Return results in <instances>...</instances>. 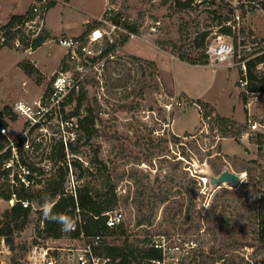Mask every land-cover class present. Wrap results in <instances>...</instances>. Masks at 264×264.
Segmentation results:
<instances>
[{"label": "rangeland", "instance_id": "rangeland-1", "mask_svg": "<svg viewBox=\"0 0 264 264\" xmlns=\"http://www.w3.org/2000/svg\"><path fill=\"white\" fill-rule=\"evenodd\" d=\"M260 1L256 7L245 0H194L187 7L175 0H54L47 10L52 31L41 46L32 52L11 43L1 48L0 112L6 106L12 110L5 120L15 136L26 124L14 113V102L41 98L51 89L53 75L66 65L64 54L58 64L64 48L53 37L86 35L108 6L113 20L125 18L130 29H138L140 38L117 36L110 50L114 56L85 76L80 91L62 105L61 116L52 118L41 142L35 141L34 153L26 154L33 167L52 160L57 169L63 164L56 147L66 137L77 147L66 148L68 163L76 160L86 168L98 153L117 184L120 200L115 209L124 212L125 233L115 238L104 235L105 240L120 244L127 238L145 247L163 234L169 239L194 238L199 246L183 264H264V214L258 208L260 193L253 192H264V129L249 128V119L264 124V100L252 102L254 94H248L245 103L239 67L208 66L206 53V45L224 25L232 26L229 39L238 50H243L244 42L254 41L264 48V0ZM33 3L0 0V18L10 12L30 13ZM197 40L205 45L199 46ZM258 68L263 70L264 64ZM83 90L80 114L70 116ZM87 108L92 109L97 128L90 139L76 124ZM219 116L235 126L223 130ZM195 164L214 174L228 168L243 179L203 194L192 177ZM71 166L79 176L80 169ZM0 186H5L1 180ZM10 205L0 198L3 212ZM34 205L40 210L50 204ZM30 218L14 235L12 247L0 236V264H33L37 245L58 252L55 247L71 242L66 236L46 238L39 233V212Z\"/></svg>", "mask_w": 264, "mask_h": 264}, {"label": "built area", "instance_id": "built-area-1", "mask_svg": "<svg viewBox=\"0 0 264 264\" xmlns=\"http://www.w3.org/2000/svg\"><path fill=\"white\" fill-rule=\"evenodd\" d=\"M49 1L35 0L30 17L11 28L0 27V43H11L19 50L32 52L35 40L47 30L45 14ZM234 3L236 4L235 1ZM245 3L256 7L261 6L260 0H245ZM112 14V7L108 6L105 15L86 35H60L52 38L54 43L64 48L66 65L53 75L49 94L34 101L19 99L14 102V113L24 119L26 124L19 134L11 136L9 127L0 125V180L5 185L13 189L17 186L34 188L44 184L46 177L54 172L56 162L49 160L42 167H33L26 154L34 153L35 141L36 143L41 142L42 132L48 130L47 125L52 118H59L60 112H62L61 107L70 95L80 91L85 76L94 69L98 70L99 66L103 67L107 59L114 56L110 50L116 45L117 36L123 34L130 39L140 38L139 32L130 29L125 24V18L113 20ZM237 18L236 24H239L240 17L237 16ZM229 38L230 35L220 33L214 41L206 45L207 65L212 67L219 65L239 67V80L244 92L254 94L253 99H251L252 102L264 100V91L250 92L247 88V63L256 56L263 54L264 48L259 45L258 41H254L251 44L244 42L243 50L241 48L238 50ZM239 38L241 39V37ZM241 51H246V53L242 55ZM262 65L263 63H260L259 67ZM249 128L252 131H262L264 124L249 119ZM61 141L64 142L68 150L70 139L66 137ZM196 166L192 171V177L197 180L198 189L201 193L205 194L208 189L228 186V184H221L212 188L209 176L202 173L199 165ZM70 167H72L71 162L65 192L76 196L80 181L77 176H74ZM240 176L242 180L243 175L240 174ZM9 202L11 205L20 202L24 207L31 205L33 209H38L28 199L18 198L16 193H13ZM47 206L50 207V205ZM105 214L107 215L106 225L109 228H117L124 221L122 209L107 211ZM43 226L44 222L41 220L40 227L43 228ZM76 227V221H73L69 225L68 231L75 230ZM66 237L71 239V242L68 243L67 247H55L56 250H59L58 252L50 251V246L37 245L34 249L33 264H119L118 259L104 251L103 234L85 237L81 233L79 237ZM198 246L199 242L194 238L169 239L164 234L158 235L151 239L145 247L156 249L160 256L157 258L144 257L136 264H183V261L188 259ZM61 250H67L68 253L64 254L60 252Z\"/></svg>", "mask_w": 264, "mask_h": 264}, {"label": "trees", "instance_id": "trees-1", "mask_svg": "<svg viewBox=\"0 0 264 264\" xmlns=\"http://www.w3.org/2000/svg\"><path fill=\"white\" fill-rule=\"evenodd\" d=\"M194 0H175L179 6L190 7ZM214 1V0H213ZM54 5V0H50L47 4V10ZM30 13H15L10 16L8 21L2 24L1 28H11L21 23L26 18L30 17ZM93 28L94 24L89 25ZM134 31L138 29L131 27ZM49 30H45L44 34L39 36L34 42V49L41 46L43 42L50 37ZM220 32L228 35H232V26L224 25L220 28ZM204 33V35H206ZM199 46H204V40L198 41ZM7 45L6 43H0L1 48ZM204 61V57L202 56ZM260 63L264 64V53L256 56L247 63L248 67V90L250 92L264 91V69L260 70L258 66ZM50 90H47L43 95L44 97L49 94ZM242 96L245 103H248V94L243 91ZM86 97V91H82L77 99V106L75 111L70 116L78 115L82 106L84 98ZM87 112L83 115H79L77 119V128L83 130L87 139H90L97 128L95 127L96 119L93 115V111L90 108L86 109ZM12 110L8 106L0 112V125H7L5 116L11 115ZM12 117H16L13 115ZM68 117H66L67 120ZM222 128L228 126L234 127V122L230 121L227 117L219 116ZM226 132V131H225ZM237 133H241L238 130ZM80 139V137H78ZM69 149L76 150L77 147H72L68 144ZM56 157L62 159L61 164L54 172L44 180L42 187H24L17 186L13 189L5 185L0 186V198L10 200L13 193H16L18 198L28 199L32 203L40 205L50 204V207L43 206V209H33L32 206L24 207L22 203L16 202L6 211H2L0 208V236L4 238L5 242L12 247L15 241L14 235L25 229L28 223L31 221V215L34 211L39 212L40 220H43L44 226L40 227L39 233L43 232L46 238H60L63 236L79 237L81 233L87 236L95 234H103L114 238L119 234L125 233L123 224L117 228H109L106 225L107 215L105 212L114 210L117 206L120 197L117 191V184L113 181L112 171L108 164L105 163L98 153L92 158L88 167L84 168L83 164L77 163L76 160L71 163L75 167L80 169V174L77 179L80 181L83 179L84 172L87 170V176L83 183H79L77 187V195L66 194L67 175L69 173L70 163L66 161V145L61 141L56 147ZM63 162V163H62ZM84 171V172H83ZM221 172V171H220ZM90 179H87V178ZM100 181V182H99ZM197 183V180H194ZM254 193L259 192L260 197L258 200V208L261 214H264V192L260 189L253 190ZM167 198H161L160 201H165ZM187 219H190V213L186 215ZM76 221L77 227L75 230L68 231L69 225ZM106 236V237H107ZM103 239V246L105 252L119 260V264H136L144 257H159L160 253L153 248L139 247L130 243L126 238L122 243L118 244L116 241Z\"/></svg>", "mask_w": 264, "mask_h": 264}, {"label": "water", "instance_id": "water-1", "mask_svg": "<svg viewBox=\"0 0 264 264\" xmlns=\"http://www.w3.org/2000/svg\"><path fill=\"white\" fill-rule=\"evenodd\" d=\"M201 171L202 173L207 174L209 176L210 185L212 188L221 184H238L241 181L240 174L228 168L221 171L219 174H214L209 169L204 168H201Z\"/></svg>", "mask_w": 264, "mask_h": 264}, {"label": "crops", "instance_id": "crops-1", "mask_svg": "<svg viewBox=\"0 0 264 264\" xmlns=\"http://www.w3.org/2000/svg\"><path fill=\"white\" fill-rule=\"evenodd\" d=\"M30 1H35V0H30ZM15 13H23V11H21V12H10L8 15H6L4 18H0V22H5V21H7L8 20V18H9V16H11V14H15ZM45 24H46V28H47V30H49V31H52L51 30V27H50V25H49V22H48V12H47V15H46V21H45ZM48 24V25H47ZM54 34V33H53ZM77 34H79V33H77ZM77 34H70V35H77ZM56 35V34H55ZM65 52V51H64ZM64 52L62 53V55H61V58H60V60H59V62H58V64L61 62V59H62V56H63V54H64ZM57 64V65H58ZM247 108V107H246ZM250 114V113H249Z\"/></svg>", "mask_w": 264, "mask_h": 264}]
</instances>
